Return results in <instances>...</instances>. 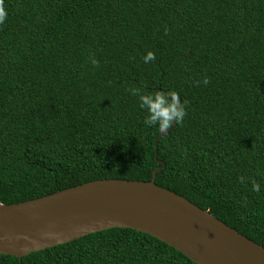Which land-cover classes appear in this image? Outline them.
Segmentation results:
<instances>
[{
	"label": "trees",
	"instance_id": "trees-1",
	"mask_svg": "<svg viewBox=\"0 0 264 264\" xmlns=\"http://www.w3.org/2000/svg\"><path fill=\"white\" fill-rule=\"evenodd\" d=\"M5 7L1 205L95 180L149 181L160 129L144 123L148 112L130 90L175 91L186 115L157 141L163 168L153 183L264 249V0ZM149 51L156 59L145 63ZM0 264L194 263L148 235L110 229L19 261L0 255Z\"/></svg>",
	"mask_w": 264,
	"mask_h": 264
},
{
	"label": "water",
	"instance_id": "water-1",
	"mask_svg": "<svg viewBox=\"0 0 264 264\" xmlns=\"http://www.w3.org/2000/svg\"><path fill=\"white\" fill-rule=\"evenodd\" d=\"M147 182L95 180L36 199L0 204V255L18 261L30 253L89 234L130 229L148 235L194 264H264V249L153 183L163 168L156 159Z\"/></svg>",
	"mask_w": 264,
	"mask_h": 264
},
{
	"label": "clouds",
	"instance_id": "clouds-1",
	"mask_svg": "<svg viewBox=\"0 0 264 264\" xmlns=\"http://www.w3.org/2000/svg\"><path fill=\"white\" fill-rule=\"evenodd\" d=\"M6 19L5 0H0V24H3ZM143 59L145 63L155 61V53L149 51ZM91 62L93 65L99 66V61L95 58ZM202 82L206 85L209 80L205 77ZM130 91H132L133 95L139 96L140 107L148 112V116L144 121L147 126H158L163 132L170 128L174 122L177 124L183 122L186 115L185 103L181 102L179 93L175 91L141 93L139 89H131ZM240 179L243 182V177ZM253 191H259V185L255 182H253Z\"/></svg>",
	"mask_w": 264,
	"mask_h": 264
}]
</instances>
